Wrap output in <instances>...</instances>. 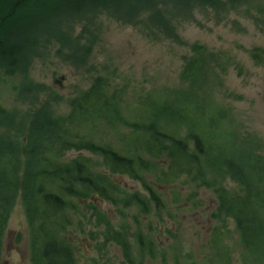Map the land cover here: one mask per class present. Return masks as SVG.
<instances>
[{
    "label": "rangeland",
    "instance_id": "obj_1",
    "mask_svg": "<svg viewBox=\"0 0 264 264\" xmlns=\"http://www.w3.org/2000/svg\"><path fill=\"white\" fill-rule=\"evenodd\" d=\"M0 16L6 21L0 41L22 50L12 66L0 62V106L25 121L20 138L39 110L67 113L71 99L105 75L119 115L110 125L100 122V130L118 145L134 130L129 124L147 120L145 99L153 95L172 104L187 94L196 124L202 122L216 143L264 154V0H0ZM195 43L204 46L198 82L183 73ZM117 89L120 100L111 94ZM11 125L6 127L14 134ZM78 154L107 172L97 153L69 150L65 158ZM161 162L146 174L169 203L159 210L143 182L127 174L110 175L120 187L116 204L99 195L74 199L76 207L68 210L73 224L64 239L79 264H129L124 246L112 238L115 232L123 235L136 263L142 258L144 264H173L176 253L183 262L190 255L199 264H226L231 249L228 264H246L235 221L215 215L218 189L235 190L227 171L208 172L204 181L213 179L214 185L195 186L184 175L165 184L157 182L168 170ZM135 191L148 199L147 213L119 203ZM138 231L153 241L155 257L136 250ZM31 238L18 193L2 236L0 264H33ZM223 251L221 259L217 254Z\"/></svg>",
    "mask_w": 264,
    "mask_h": 264
},
{
    "label": "trees",
    "instance_id": "obj_2",
    "mask_svg": "<svg viewBox=\"0 0 264 264\" xmlns=\"http://www.w3.org/2000/svg\"><path fill=\"white\" fill-rule=\"evenodd\" d=\"M210 1L213 4L219 0ZM5 23L0 20V32ZM203 48L198 43L191 47L192 55L183 73L192 81L203 77L204 60L198 57ZM21 51L18 45L0 41V62L12 66ZM109 85L107 76L98 75L71 99L67 113H55L50 107L39 110L21 138L25 121H15L9 109L0 106V122L5 125L4 130L0 129V248L13 203L20 193L32 228L33 264H79L73 245L64 239L73 224L68 210L76 207L74 199L99 195L116 204L120 187L110 175L127 174L143 182L144 189L150 192V202L159 210L169 203L146 181V174L159 161H165L168 170L161 173L158 183L167 184L184 175L195 186L201 182L214 185L213 179L204 181L208 172L214 174L218 168L227 171L236 182L235 190L224 186L218 189L215 215L223 213L235 221L243 262L264 264V154H257L253 147L225 148L216 143L215 136L203 129L202 122L200 126L196 124L194 107L185 102L190 96L187 94L172 104L154 99L153 95L145 99L147 120L142 119L144 124H129L134 130L121 136L118 145L100 130V122L110 125L119 115L117 101L109 98ZM111 94L120 100L118 89ZM9 123L17 129L14 134L8 129ZM69 150L101 155L107 172L95 170L97 163L88 155L65 158ZM119 203L124 207L137 205L143 213L150 210L148 199L138 191ZM112 238L124 246L129 264H144L142 258L135 262L123 235L115 232ZM135 243L141 256L148 253L155 257L153 241L142 232L138 231ZM230 251L226 252V264L230 263ZM226 253L217 256L224 259ZM173 257V264H199L190 255L184 262L176 253Z\"/></svg>",
    "mask_w": 264,
    "mask_h": 264
}]
</instances>
